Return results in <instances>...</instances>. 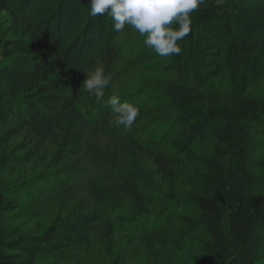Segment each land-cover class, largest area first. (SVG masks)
<instances>
[{
  "label": "trees",
  "instance_id": "1",
  "mask_svg": "<svg viewBox=\"0 0 264 264\" xmlns=\"http://www.w3.org/2000/svg\"><path fill=\"white\" fill-rule=\"evenodd\" d=\"M261 3L264 4V0H207V6H201L191 14L190 34L178 42L185 47V67L191 81L197 86L209 85L232 68L237 58L242 59L239 72L230 81L229 102L233 105L223 113L224 119L218 120V125L224 126L222 137L216 144V151L208 153L215 162L221 156V161L229 165L225 169L226 175L217 177L198 168L185 169L183 157L178 155L180 153L157 148L156 139L144 137L147 132L142 128L136 133L142 121L151 125L155 123L153 118L161 117L164 122L170 114L165 112L166 107H160L163 102H155L159 96L154 94L158 93L157 87L149 84L126 87L120 82L124 75L122 63L126 66L130 63L127 64L121 55L122 49L118 50L119 46L115 42L100 47L99 55L88 54V60L93 56L95 59L89 67L79 69V66H83V63L77 66L81 55L66 51L63 44L32 19L28 14L29 8L22 4L18 8L15 0H0V175L16 165L35 160L40 143L31 144L32 133L41 127L58 124V129L53 131L62 130L65 135H70L68 144L55 151V162H66L67 158L78 156L73 159V166L51 170L54 173L50 175L23 179L14 186H5L0 176V264H24L29 256L63 253L71 248L76 251L73 259L69 253L66 255L71 258L70 262L94 264L92 253L82 250L84 243L91 242L88 247L99 257L102 253L96 252L95 248H100V242L107 239L110 229L114 233H125L129 237L127 244L130 247H138L144 243V239L148 241L144 248V264H177L179 258L176 256L180 252L185 255V258L179 259L183 262L181 264H211L201 254L197 257L187 255L186 239L200 240L204 248L201 251L217 249L227 264H264V195L255 197L245 191L247 193L235 203L220 199L214 191L195 197L177 195L175 191H158L161 193L158 196L154 184L147 186L133 181V178H129L128 167L125 169V165L121 164L115 167L109 164L113 166L112 170L101 175L102 184L113 181V191L105 194L107 198L100 199L91 188L85 189V183L99 182L98 173L102 164H96L89 155L92 153L91 150L89 153L91 145L99 136L126 139L128 144L122 152L130 153L127 149L132 148L140 154L143 161L152 164L154 174L161 183L180 180L194 186L207 181L211 185L221 184L226 189L228 185L237 188L254 182L252 174L249 175L250 159L243 152L235 154L233 150L238 146L240 150L249 151L253 142L248 131L255 125L264 127V93L261 96L250 93L252 85L264 84V5ZM253 6L259 12L258 20L251 25L257 29L256 35L247 33V13L252 8L256 9ZM88 18V33L99 27L102 32L110 28L109 21L112 18L107 13L95 17L89 15ZM100 64L106 73L112 75L103 101H97L82 85L86 74ZM111 95H119L121 102H129L143 109L131 130H126L123 125L109 123L114 118L110 105L106 103ZM181 97L173 99L172 95L171 99L179 103L182 100L186 104V100ZM219 97L211 93L209 103L215 106ZM177 110L174 120L184 124L182 117L188 116L182 107H177L175 112ZM71 114H76L77 122H80L67 127L69 122L66 121ZM163 127L161 125L156 131L160 132ZM26 130L30 131V140L21 141L11 148L14 139ZM238 131L239 135L235 136ZM73 139L78 140L77 143ZM258 154L264 156V147L258 150ZM85 160L91 164L88 170L82 167L83 164L80 165ZM130 167L132 169V165ZM48 179L54 182L53 186L47 185L48 192L42 190L40 195H32V191ZM57 188L62 192H58ZM50 192L62 198L59 206L61 213L46 229L10 234L2 220L8 213L18 211V197L32 195L34 202L31 203L38 211L50 203L51 197L48 201L43 199ZM159 200L165 203L160 206ZM104 207L105 214L100 210L97 216L90 215ZM180 207L196 212L189 215V223L193 227L185 225V234L172 238L168 236L167 240L171 241H164L158 232L159 228H150L147 223L137 229L140 233L135 237L131 238L127 234L129 227L138 221L142 223L148 218L153 224L158 223V219L169 208ZM122 215L130 219L122 222L118 218ZM82 219L90 221L87 232L83 229L79 232L74 225ZM90 227H93L94 234L89 232ZM143 235L145 237L142 239ZM172 243L178 244L180 249H176Z\"/></svg>",
  "mask_w": 264,
  "mask_h": 264
},
{
  "label": "rangeland",
  "instance_id": "2",
  "mask_svg": "<svg viewBox=\"0 0 264 264\" xmlns=\"http://www.w3.org/2000/svg\"><path fill=\"white\" fill-rule=\"evenodd\" d=\"M17 1V7L20 5H25L30 9L28 13L32 19L39 22V25L43 27L45 32H47L51 37L57 40L59 43L63 44L66 51L70 50V54H80V62L83 66H79V69H84L91 65V62L95 57H91L88 60V54L100 53V47L110 44V42H115L122 49L121 55L126 60L128 66L122 63V72L124 75L121 79V83L125 84L126 87L138 86L140 84H149L151 86L157 87V92L154 94H159L156 101H161L163 104L160 106L165 108V112L169 113L170 116L164 120L161 117H155L152 119L154 124H149L148 122L142 121L139 124L138 129H144L148 139L154 137L157 141V148H166L171 152H177L181 158L183 157V167L185 169L191 170L193 168L201 169L205 172L211 173L214 176L221 177L226 175L228 164L222 162V157L218 156L219 161L215 162L209 157V152L216 151V144L219 143L220 137H222V132L224 131L223 125H218V120H223V113L227 108L232 107L233 103L230 100V81L237 72H239L242 66V59L237 58L234 66L230 68L224 75L213 80L209 85L201 87L197 86L191 81L189 73L185 67V47L182 43L180 46L182 52L179 55H172L169 57L158 56L153 50L147 48L144 43V37L140 36L138 32L134 29L126 26L123 32L113 31V21H109L110 28L102 32L99 27L96 31L88 33L87 27L89 22V0H15ZM264 5L263 3H261ZM258 6V5H257ZM250 9L247 13V33L250 35L258 34L256 28L251 25L258 20V8ZM260 8H262L260 6ZM88 42H91L89 45ZM109 42V43H108ZM73 48L75 49L72 52ZM129 61V62H128ZM124 68L126 71H124ZM13 72V71H12ZM219 95L218 102L215 106L209 103V97L211 93ZM250 93L261 96L264 93V84L260 86L252 85ZM152 94L151 96H153ZM180 98L186 100V104L182 100L180 103L178 100H172ZM179 103V104H176ZM183 103V104H182ZM189 105V108L187 106ZM177 107H182L185 110V114L188 117H182L185 120L184 124H179L174 120V115L178 113L175 112ZM143 109L140 108V114ZM139 114V116H140ZM138 116V117H139ZM76 114H71L66 122L67 127L76 125L77 123ZM164 126L160 132L156 131L160 129V126ZM58 124L54 126H49L47 128L41 127L37 128L36 131L32 133L33 140L31 144L40 143L39 154L35 157V160L30 163H24L14 166L11 170H6L1 173V180L5 186L10 187L19 184L23 179H30L36 176H46L54 173L51 170L62 169L66 166H73V159L78 157L67 158L66 162H55L54 159L57 157L56 152L58 148L65 147L68 144L70 135H65L62 130L53 131L58 129ZM38 131V133H36ZM158 132V134L156 133ZM238 131L235 136L239 135ZM56 133V134H55ZM248 135L252 138V148L249 151L240 150L238 146L233 150V153L239 154L243 152L246 154V158L249 160V171L252 174L254 182L245 183V186L233 188V186H227L226 189L221 187V184L211 185L207 181L199 185H190L182 183L180 180H171L161 183L158 181V177L154 174L155 169L152 164L147 161H143L140 154L128 148L130 153H123V149L127 147L128 141L124 138L118 136L115 137H98L94 140L91 148L92 159L96 164L99 162L102 167L98 173L99 182H89L85 183L86 188L90 189L96 193V195L107 198L105 194L112 193L113 181L106 184H102L100 179L101 175L109 173L113 166L125 165V169H129V178H133L135 182L145 183L144 185L154 184V190L156 195L161 194L158 191L163 192H173L178 195L180 193L182 196H199L204 195L208 191L216 192L220 199H225L226 202L239 200L241 195L246 194L248 191L249 195H254L255 197H260L264 195V156L258 154V150L264 147V127L255 125L253 129L248 131ZM30 140V131H23L21 135L15 138L11 144V148L15 147L18 143L27 142ZM74 141V139H73ZM78 140L74 142L77 143ZM29 143V146H31ZM191 144V145H190ZM258 144L260 146H258ZM224 145V144H223ZM152 146V145H150ZM155 148V150H158ZM185 148H189L188 151ZM240 150V151H239ZM187 151V152H186ZM82 155V153H80ZM79 155V156H80ZM216 155V154H215ZM248 156V157H247ZM80 164L83 168L88 170L91 168V164L88 160L85 163ZM129 162V163H126ZM113 164V166L109 165ZM127 164V165H126ZM132 165V169L130 167ZM118 168V167H117ZM116 168V169H117ZM131 169V170H130ZM126 172V171H124ZM88 173V172H86ZM114 177V176H113ZM157 178V179H156ZM54 183L52 179H48L45 183L35 188L32 191V195H40L39 192L42 190L48 192L47 185L53 186ZM78 185H76L77 187ZM143 186V185H141ZM250 188V189H248ZM26 189V188H25ZM30 189V188H29ZM50 190V189H49ZM58 192H62L60 188L56 189ZM245 192V193H244ZM254 193V194H253ZM50 192L47 195H43V199L48 201L51 197L50 203L44 209L36 210L33 205L32 195L19 196V208L16 212L8 213L5 218H3L2 224L8 229L9 233L14 232H37L45 230L47 225L55 219L59 212V206L62 198H58L52 195ZM112 196V195H111ZM159 196V195H158ZM165 196V195H164ZM166 197V196H165ZM153 198V197H152ZM155 198V197H154ZM113 199V198H109ZM157 200V198H155ZM169 200V199H165ZM31 201H33L31 203ZM109 202V201H108ZM171 202V201H170ZM159 205L162 203L159 200ZM228 205V204H227ZM229 206H231L229 202ZM106 207L92 212L90 215L97 216L99 211L102 210L106 213ZM152 209V208H151ZM196 212L193 209L180 207V208H169L164 216L158 219V223H152L149 219H145L142 223L133 224V228L129 227V232L127 234L133 238L140 232L137 229L143 227L147 223L150 228L158 227V232L164 241L167 240L166 237H178L180 234H185V225L193 227V224L189 223V215H193ZM122 222L130 219L128 217L118 216ZM164 218V219H163ZM163 219V220H161ZM124 220V221H123ZM152 223V224H151ZM75 227L79 232L83 229L87 232V227L90 226V221L87 219H82V221H77L74 223ZM191 229V228H190ZM193 230V229H191ZM89 232L94 234L93 227H90ZM143 232V231H142ZM150 232V230H149ZM148 234V233H147ZM145 237L143 235L142 239ZM149 237V235H148ZM129 237L122 232L114 233L112 229L108 230L107 239L100 242V248H95L96 252H100L99 257L96 256L97 253L93 252L89 244L91 242L86 241L84 243V248L82 250L89 251L92 253V262L94 264H144L142 261L145 259L144 248L147 246V240H143L144 243L138 247H130L127 244ZM173 244V243H172ZM186 244V252L189 256H201L205 258V261L211 264H227L224 262V257L218 254L217 249L212 251H201L203 248L200 240L186 239L184 241ZM176 249H180L178 244H173ZM119 247V248H118ZM75 248L70 250L62 251L63 253H54L40 256H29L24 264H74L75 262H70L73 259ZM200 251V252H199ZM78 252V251H77ZM69 253L68 257L66 256ZM95 256V257H94ZM185 258V255L180 252L176 258ZM177 260V264H181L180 260ZM185 260V259H184ZM204 261V262H205ZM198 264H203L202 262Z\"/></svg>",
  "mask_w": 264,
  "mask_h": 264
},
{
  "label": "clouds",
  "instance_id": "3",
  "mask_svg": "<svg viewBox=\"0 0 264 264\" xmlns=\"http://www.w3.org/2000/svg\"><path fill=\"white\" fill-rule=\"evenodd\" d=\"M89 15L108 14L113 21V31L123 32L126 26L144 37V45L158 56L179 55L183 41L191 32V14L207 0H89ZM112 81V75L105 72L102 64L86 74L83 88L103 101L105 89ZM114 118L109 121L116 126L123 125L131 130L140 108L129 102H121L119 95H111L107 102Z\"/></svg>",
  "mask_w": 264,
  "mask_h": 264
}]
</instances>
